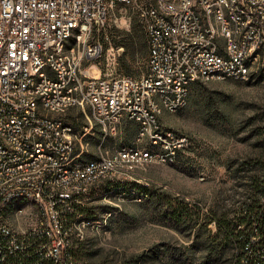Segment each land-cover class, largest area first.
Instances as JSON below:
<instances>
[{
	"label": "built area",
	"instance_id": "built-area-1",
	"mask_svg": "<svg viewBox=\"0 0 264 264\" xmlns=\"http://www.w3.org/2000/svg\"><path fill=\"white\" fill-rule=\"evenodd\" d=\"M118 6L144 22L147 69L92 75L94 31ZM260 66L264 0H0V264H75L91 189L189 146L160 113L184 106L194 81L247 79ZM73 107L87 120L79 136L64 118ZM124 118L135 144L85 159L94 124L106 136ZM25 212L34 221L15 229L10 215ZM245 212L234 264H264V204Z\"/></svg>",
	"mask_w": 264,
	"mask_h": 264
},
{
	"label": "rangeland",
	"instance_id": "rangeland-1",
	"mask_svg": "<svg viewBox=\"0 0 264 264\" xmlns=\"http://www.w3.org/2000/svg\"><path fill=\"white\" fill-rule=\"evenodd\" d=\"M101 55L90 74L139 76L147 69L144 22L129 6H118L94 31ZM89 67L88 64H86ZM64 118L77 135L86 118L71 108ZM164 128L190 144L173 161L150 163L130 180L105 179L84 199L76 264H234L245 209L264 203V67L247 79L197 80L187 102L159 115ZM137 124L122 119L104 136L100 125L83 139L85 159L135 144ZM148 146V145H145ZM15 229L33 221L29 212L9 217Z\"/></svg>",
	"mask_w": 264,
	"mask_h": 264
},
{
	"label": "trees",
	"instance_id": "trees-1",
	"mask_svg": "<svg viewBox=\"0 0 264 264\" xmlns=\"http://www.w3.org/2000/svg\"><path fill=\"white\" fill-rule=\"evenodd\" d=\"M147 44H148V43H147ZM263 204H264V203H263ZM79 210L82 211V207L79 208ZM248 210H250V209H248ZM248 222H249L248 219H243L242 221H240V223H242V224H244V225H247ZM240 235H241V232L238 233V236H237L238 241H239ZM77 244H78V243H77ZM77 244H76V247H75V264H76V255H77V253H76V250H77Z\"/></svg>",
	"mask_w": 264,
	"mask_h": 264
}]
</instances>
